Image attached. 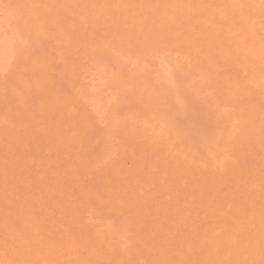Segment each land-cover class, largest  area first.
<instances>
[{
  "label": "bare ground",
  "instance_id": "bare-ground-1",
  "mask_svg": "<svg viewBox=\"0 0 264 264\" xmlns=\"http://www.w3.org/2000/svg\"><path fill=\"white\" fill-rule=\"evenodd\" d=\"M44 37H54L55 40L59 41L60 47L55 50L43 46L42 38ZM165 39H168V41H165ZM198 47L200 49L197 51ZM106 48L116 51L121 57L131 54L134 50L137 58L146 62L149 60V55L153 56L155 65L152 74L155 73V75L152 80L158 79L161 83L165 79H174L177 75L184 76L188 80L191 76L196 75L203 91L209 90V87L212 86L209 73L214 72L216 74L215 67L218 66L216 64L222 62L223 65H231L233 69L240 68L243 72L241 75L245 77V73L251 74V77L245 81V84L252 88L245 89L251 92L246 95L251 101L264 98V0H0V69L4 73L9 72L11 79L7 76L8 73L5 76L10 81L6 79L11 86L14 85V88L17 89L19 102L21 103L19 105L16 102L15 105L22 106L23 108H21L28 114H26L27 116L30 114L29 123L31 124L36 123L35 114L32 112L37 111L58 115L60 118H63L64 113H67L72 117L77 116L80 121L86 118L84 111H80L78 108L79 98L60 92L55 84L56 80L53 79L52 74L57 73L53 67L56 62H60L63 66V78L67 76L71 80L79 78L91 69L106 74L108 73V67L111 71L110 77L117 90L124 89L134 93L136 85L140 87L135 79L128 77L126 71L121 69L124 67L122 61L118 62L119 68L117 70L110 67V58L104 53ZM183 50L186 52L185 55H183ZM5 76L0 78V81L4 79L3 81L7 82ZM54 76L57 77V74ZM222 79L228 82L227 77ZM8 82L7 84H9ZM7 84L5 86H10ZM145 86L148 85L145 83ZM14 88L12 87V89ZM7 90L4 92L7 93ZM107 92L109 93V90ZM217 95H220L223 101H227L226 94L214 92V96L211 97L212 105H217ZM13 99L11 98V100ZM177 104L181 111L188 108V104L184 101H179ZM12 108L9 107V110H12ZM17 108L18 113L21 114L22 111L19 110L21 108ZM159 110H163V108L149 106L146 115L148 119L143 124L149 123L153 132L152 135L158 138L159 142L165 147L167 157H171L172 161L176 160L172 162L175 166L170 168L171 162H167L161 167L160 165L148 167V176L154 174L153 172L157 174L156 177L152 176V181H150L151 176H149L150 185L146 182L148 176L144 179L146 180L147 189L145 192L140 190V194L144 197V200L143 198L142 200L145 205L154 203L157 197L160 196L169 206L166 211L176 213L178 209L176 205L178 206L179 203L181 204L185 200V197H188L184 194L196 195L194 184L199 177H195L192 181L191 177L183 172L185 168H180L181 164L186 162L187 167L197 168L200 172L211 170L230 179L231 177L228 176L233 175V171L240 166L243 167L245 162V160L235 158V155H237V149L243 145V134L247 122L243 120L241 123H237L240 119L239 115H236L232 118V124L222 128L220 131L222 133L217 131L219 134L214 135L210 133L212 131L207 132V134L203 131L199 134V137H201V140L203 139L202 142L204 143L201 142L200 145L193 141V133L180 126L170 127L167 124L168 120H165V116ZM7 111L8 109L5 114H7ZM0 113L2 114L1 111ZM8 115L10 114L8 113ZM143 116L145 115L143 114ZM6 125L15 127L16 134H18L17 140L20 141V127L14 126V122L6 119V117L2 119L0 115V126L5 128ZM41 129L43 130V128ZM92 131L89 126H86L84 131L72 136L66 132L59 144L60 147L64 148L65 146L67 150V146L71 144L76 146L78 143L77 149L81 152L79 151L80 154L76 161L83 168H87V172L90 169H97L96 166L107 162L104 159L106 156L102 160V153L101 155L97 154L100 152L97 150L95 152L93 150L95 147H91L93 145L90 143ZM257 134L261 135L260 132ZM0 138L2 141L4 140L3 137ZM97 138L99 137L97 136ZM96 139L93 142L97 145L99 140ZM188 139L190 144L187 143ZM260 140L259 146L262 145L264 136H260ZM239 143H241L240 147ZM97 146H99V143ZM120 158L122 157L120 156ZM17 162L19 163L18 159ZM242 167L239 168V178L244 175L243 173H246ZM258 168L255 167L247 171L249 174L247 179L258 175L260 171ZM55 170L57 171V169ZM186 176L188 177L186 178ZM179 178L181 190H177ZM221 180L222 177L220 176L216 179V182L218 183ZM258 180L264 182V175ZM59 182L61 181L59 180ZM54 183L56 182L54 181ZM57 183L55 185L58 187L59 184L57 185ZM141 184L143 186L144 183ZM126 189L122 190H125L126 193ZM128 190L132 191L129 188ZM258 190L262 191V188ZM137 191L136 188L135 192ZM57 192L58 189H54L53 194ZM111 192L110 194H113ZM116 192L118 191H114V194H117ZM48 193L50 192L46 194ZM127 193L129 196L128 191ZM176 193L178 194L175 201L177 200L179 203L174 202L171 198V195L173 196ZM122 194L124 197L126 196V194ZM56 197L58 201L62 202L66 199L60 195ZM260 197L264 198V196ZM101 198H105V195L102 194ZM197 198L196 200H198ZM47 199L45 197L41 198V203L38 206L37 204L29 205L25 199H12L17 205L12 202L14 210L11 209V213L5 216L9 227L4 224L3 216L0 217V234L5 237L6 251L10 253L12 250L14 252L13 257L7 255L11 263L19 264L17 259L20 257L26 264H51L50 258L54 257V252L66 251L70 247V243L67 244L69 241L65 243V232L68 233L71 229L69 227L74 223L81 222L82 224L84 219L92 220L88 224L90 241H98L103 245V248L109 246L112 249L113 244L116 242L114 240L119 235L118 230L125 232L129 227V222L127 224L123 223L114 216L113 212L116 211V208L114 209L111 205L114 210L111 209L108 205L109 202L106 204V200L101 206L94 207L90 203L85 206L83 202L79 203L80 208L76 206L77 208L73 207L74 209L63 205L64 201L61 202L62 204L60 203L59 206L62 208L58 211L60 208L58 204L50 199L47 201ZM112 199L114 200V198ZM255 199L252 198V200ZM114 201H117V199ZM140 203L142 204V201ZM224 203L228 205L229 209L236 205L231 200H226ZM145 205L144 207H146ZM47 206L50 210L46 208ZM57 207L58 209H56ZM247 207L249 208L251 205ZM237 208L241 209V206H237ZM14 212L17 214L16 218ZM212 212H215V210H212ZM52 213L53 218L55 217L56 220L64 224L66 230L62 234L61 231L56 233V226L50 223L54 219L47 220ZM184 213L186 218L191 217L189 210ZM158 216H160V213ZM249 220L251 222L255 221L251 217ZM47 221H50L49 224H47ZM219 223L218 227H214V229L209 228L207 225L204 226L205 231L200 235L203 246L208 243L210 245L206 258L208 262L211 259H214V263L219 262L216 257L225 246L224 237L228 241L232 240V242L236 238L233 237L232 231L228 229L225 222L220 221ZM262 223L264 224V219ZM75 224L74 226L77 225ZM19 232H22L23 235L30 233L31 236L29 238L20 237ZM225 234L227 235L225 236ZM107 238L113 240L107 241ZM57 242H61L65 249L56 248ZM231 244L237 245L236 242ZM249 246L250 243L247 242L245 247L248 248ZM255 249L256 256L254 259L264 252V244L258 242ZM77 251H80V249ZM103 253H105V249ZM114 255L112 249V254L105 255L104 259L113 262ZM228 257L229 259L232 258V255ZM251 258L249 254H246L243 256V262H240L241 258L236 255L234 256L236 261L233 264L246 263ZM8 260L2 261V263L7 264Z\"/></svg>",
  "mask_w": 264,
  "mask_h": 264
},
{
  "label": "rangeland",
  "instance_id": "rangeland-1",
  "mask_svg": "<svg viewBox=\"0 0 264 264\" xmlns=\"http://www.w3.org/2000/svg\"><path fill=\"white\" fill-rule=\"evenodd\" d=\"M165 41H168V39H165ZM42 43H44L43 46L45 45L47 48L55 50L60 47L59 41L55 40L54 37H44L42 38ZM107 49L104 53L110 58V67L117 70L119 68L118 62L122 61L124 67L121 69L126 71L128 77L135 79L139 83L140 87L136 85L134 93L124 89L117 90L110 77L111 71L108 67V73L106 74L91 69L84 76L71 80L68 76L63 78L64 71L60 62H56L53 65L57 71V77L54 76L56 74H52V77L56 80L55 84L60 92L79 98L78 108L80 111H84L86 116L83 121L78 120L77 116L72 117L67 113H64L63 118H60L58 115L45 112L39 113L37 111L32 112L35 114L36 123H29L30 114L27 116L28 114L22 109L23 107L19 106L21 103L19 102L17 89L7 81L10 75L9 72H7V77L5 76L7 73L0 69V78L5 76V79L7 78L6 81L9 83L4 82V79L1 80L3 81L2 83L0 81L2 84H0L1 118L6 117V119L14 122V126H18L21 129V140L18 141L15 127L6 125L5 128H2L0 126V137L4 139L2 141L0 138V153L2 155L0 157V217L3 216L4 224H7L5 216L11 213V209L14 210L12 202L20 198L25 199L29 205L37 204V206L41 203V198L43 197L48 198L47 201L49 199L53 200L58 206L65 201L66 203L64 202L63 205L69 208L72 207V209L76 206L80 208L81 205L79 203L83 202L85 206L89 205V203L94 207L101 206L106 200V204L109 202L108 205L111 209H113L112 207L116 208L117 213L116 211L113 212L116 218L126 224L129 222L127 231L124 232L119 229V235L114 240V242L116 241L112 246L115 253L114 261L109 262L104 259L105 255L112 254V249L109 246L103 248V245L98 243V241H90L88 224L92 220L84 219L82 224L77 222L76 224L79 225L77 226L74 223L76 226L72 224L69 227L71 229L68 228L70 231L68 233H66L67 231L65 232V243L69 241L67 244L70 243V247L66 251L59 250V253L54 252V257L50 258L51 264H233L236 261L234 256L239 255V258H241L240 262H243V256L246 254H249L252 258L250 261L241 264H264V252L254 259L256 256L255 246L258 242L264 244V224L262 223L264 219V198L260 197L264 196V182L263 180H258L264 175V141L259 146L261 142L260 136H264V98H260L258 101H251L246 96L251 92L245 89H252L245 84L251 74L245 73V77L241 75L243 72L240 68L233 69L231 65H223L221 64L222 62H219L216 64L218 66L215 67L217 73H209L212 79V86L209 87V90L203 91L196 75L191 76L189 80L184 76L177 75L175 78L173 76L174 79H165L163 83L158 81V79L152 80L155 75V73L152 74L155 65L153 56L149 55V60L146 62L138 59L134 50L131 54L121 57L116 51ZM199 49L200 47L197 48V51ZM185 54L186 52L183 50V55ZM225 77H227L228 82L222 79ZM145 83L148 86H145ZM6 84L10 86H5ZM12 87L16 90L12 89ZM5 90L8 92L6 91L7 93H5ZM108 90L109 93L107 92ZM214 92L226 94L227 101H223L221 96L217 95V105H212L211 97L214 96ZM12 95L18 96V99L16 97L15 99ZM11 98H14L15 101L14 99L11 100ZM179 101L186 102L188 110H179L177 104ZM16 102L19 105H15ZM149 106L163 108V110L159 111L165 116V120H168L167 124L170 127H183L193 133V141L200 145L203 140L199 137L200 133L204 131L207 134V132L215 131L213 133L210 132L215 135L226 125L232 124V118L239 115L240 121L237 123H241L243 120L247 122L243 134V145L240 147L241 143H239L240 148L237 149V155H235V158L245 160L243 167L240 166L246 172L243 173V178L238 177L240 170V167L237 168L238 166L233 171V175L228 176L231 178L227 179L226 176L216 174L211 170L200 172L197 168L187 167V163L183 162L180 168H185L183 172L190 176L192 181L199 176L194 184L196 195L192 194L191 196V193L184 194V196L188 197H185L181 204L177 200L175 201L178 193L171 195L172 200L180 204L176 205V208L178 207L180 210L177 209L178 213L166 211L169 206L160 196L159 198L157 197L154 203L143 204L144 197L140 194V190L145 192L147 189L146 182L150 185V181L157 174L155 172L152 175L150 174V180L147 173L149 172L148 167L152 165H160L161 167L167 162H171L169 167L172 168L175 166L172 162L176 161H172L171 157H167L165 147L159 142L158 138L152 135L153 132L149 123L143 124L148 119L146 115ZM9 107L15 112L11 109L9 110ZM17 107H22L19 109L20 112L22 111L21 114L18 113ZM7 109V114H5ZM37 121L40 122V125H37ZM86 126L93 130L90 143L95 146L92 145L91 147H97V149L94 148L93 150L100 152L97 153L99 155L102 153L101 159L107 161L96 166L95 168L98 170L89 168L88 172L86 171L87 168H83L76 161L81 152L77 149L78 143L76 146L72 144L67 146L68 151L65 146L64 148L61 146V148L59 145L61 138L66 132L72 136L84 131ZM258 132L261 135L257 134ZM93 134L95 139L97 136L100 138L96 139L99 140V146H97L98 143L96 145L93 142L95 140ZM249 137L250 139H248ZM187 143L190 144L189 139ZM56 155L57 157H55ZM57 166L60 167H58L59 170L56 168ZM101 166L104 167V170ZM11 167L12 169H10ZM255 167H259V174L247 179L249 175L247 171ZM119 172L122 175H119ZM220 176L222 180L217 183L216 179ZM145 178H147V181L144 180ZM120 180L121 184L119 185ZM140 180L141 182L138 183ZM54 181L58 182V187ZM142 182L145 185L143 184L142 186ZM62 183L64 184L63 186ZM177 184V190H181L180 178ZM128 188L132 189V191L130 190L131 193ZM136 188L138 193L135 192ZM259 188H262V191H259ZM54 189H58L55 194H53ZM122 189H126V193ZM109 191L113 194H110ZM114 191H118L116 192L117 194H114ZM47 192L50 193L46 194ZM122 193L126 194L127 197H124ZM102 194L105 195V198H101ZM118 194L119 196L117 197ZM59 195L66 199L63 198V202L58 201L56 196ZM13 196L15 197L13 198ZM112 198L114 200L117 199V201ZM252 198L256 199L252 200ZM139 200L142 201L143 205ZM226 200H231L236 205L229 209L228 205L224 203ZM249 205L251 207L248 208L247 206ZM237 206H241V209L237 208ZM59 207V209L58 207L56 208L58 211L62 208L61 206ZM234 208L237 209L235 210ZM48 209L50 210V208ZM157 210L160 211L158 212ZM188 210L191 213V217L186 218L184 212ZM212 210H215V212H212ZM159 213L161 217L158 216ZM16 216L17 214L15 218ZM250 217L255 221L251 222L249 220ZM47 220H53V222L47 221V224L50 222L55 225L56 233L61 231L62 234L66 230L62 222L56 220L55 217L53 218V213L48 216ZM220 221L227 224L228 229L232 231L233 237L236 238L232 242V240L228 241L224 237L225 246L216 257L219 262L214 263V259L208 262L206 258L210 245L208 243L203 246L200 235L205 231L204 226L207 225L209 228L214 229V227H218ZM181 224L182 226L179 227ZM7 226L9 227L8 224ZM19 236L29 238L31 234L23 235L22 232H19ZM111 240L113 239L107 238V241ZM0 241V264H3L2 261L8 260L7 255L14 256V252L12 250L10 253L6 251V242L3 234H0ZM235 242L237 245L231 244ZM247 242L250 243L248 248L245 247ZM55 247L65 249L61 242H57ZM79 249L80 251H77ZM104 249L105 253H103ZM229 255H232V258L229 259ZM17 261L19 264H26L20 257H18ZM7 264L13 263L8 260Z\"/></svg>",
  "mask_w": 264,
  "mask_h": 264
}]
</instances>
